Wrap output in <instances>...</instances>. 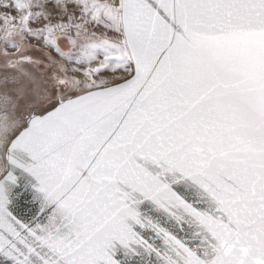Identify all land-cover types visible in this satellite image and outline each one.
I'll return each mask as SVG.
<instances>
[{
    "label": "snow or ice",
    "instance_id": "6c2138e0",
    "mask_svg": "<svg viewBox=\"0 0 264 264\" xmlns=\"http://www.w3.org/2000/svg\"><path fill=\"white\" fill-rule=\"evenodd\" d=\"M0 264H264V0H0Z\"/></svg>",
    "mask_w": 264,
    "mask_h": 264
}]
</instances>
